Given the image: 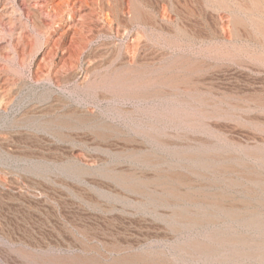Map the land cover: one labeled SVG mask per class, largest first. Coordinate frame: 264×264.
I'll use <instances>...</instances> for the list:
<instances>
[{"label": "rangeland", "instance_id": "1", "mask_svg": "<svg viewBox=\"0 0 264 264\" xmlns=\"http://www.w3.org/2000/svg\"><path fill=\"white\" fill-rule=\"evenodd\" d=\"M0 45V264H264V0H0Z\"/></svg>", "mask_w": 264, "mask_h": 264}, {"label": "bare ground", "instance_id": "2", "mask_svg": "<svg viewBox=\"0 0 264 264\" xmlns=\"http://www.w3.org/2000/svg\"><path fill=\"white\" fill-rule=\"evenodd\" d=\"M263 5V4H262ZM21 28H19L18 26L16 25H12L11 26V31L13 33V35H15L16 37L21 35V32L20 31ZM23 33V32H22ZM2 46L0 45V48ZM2 49V48H1ZM0 49V50H1ZM2 74H0V112H4V116L6 117V119H8V116H7V108H6V101H5V95H3L1 93V89H2V86H3V82H2V77H1ZM5 82V81H4ZM7 98V97H6ZM10 100V99H9ZM9 102V101H8ZM18 112V111H17ZM1 114V113H0ZM9 114V113H8ZM18 115V114H17ZM24 119V118H23ZM19 122H22L21 119H11V123L12 124H15V123H19ZM25 122V121H24ZM23 122V123H24ZM31 122V121H30ZM23 125V124H21ZM20 125V126H21ZM1 134H2V126L0 124V137H1ZM1 139V138H0ZM244 241V240H243ZM233 242L234 244H240L239 240H233L231 241ZM205 244V243H204ZM199 245L201 246H198L200 247L201 249L203 250H208L210 247H208L207 245H203L202 246V243H200ZM210 246V245H209ZM43 264H65L63 262H61V260H51V261H46L44 262ZM108 264H158L157 262H155L154 260L152 259H148L147 257H144L142 255H124V256H120L119 258H114L113 260H111Z\"/></svg>", "mask_w": 264, "mask_h": 264}]
</instances>
